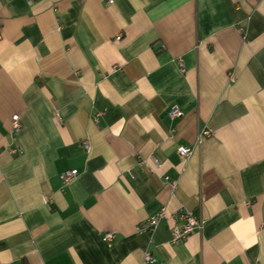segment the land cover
Returning <instances> with one entry per match:
<instances>
[{
    "label": "crops",
    "instance_id": "crops-1",
    "mask_svg": "<svg viewBox=\"0 0 264 264\" xmlns=\"http://www.w3.org/2000/svg\"><path fill=\"white\" fill-rule=\"evenodd\" d=\"M0 264H264V0H0Z\"/></svg>",
    "mask_w": 264,
    "mask_h": 264
},
{
    "label": "built area",
    "instance_id": "built-area-1",
    "mask_svg": "<svg viewBox=\"0 0 264 264\" xmlns=\"http://www.w3.org/2000/svg\"><path fill=\"white\" fill-rule=\"evenodd\" d=\"M29 4H32L34 0H27ZM184 116V111L179 107H173L168 113V117L172 122L180 120ZM13 129L15 133L21 130V123L18 116H14L11 119ZM207 134V133H206ZM87 146V145H86ZM88 147V146H87ZM178 156L181 159H187L193 155V149L190 147L181 146L178 148ZM78 176L76 170L67 171L63 174L62 180L65 183L73 181ZM167 217L165 209H162L158 213L149 217L139 228V232L152 233L159 225L160 221ZM203 229V225L200 220L195 218L193 214L186 210L181 209L173 216V243L180 244L183 243L186 238L192 234L200 233ZM114 235L110 234L106 236V240L111 241ZM145 260L149 263H155L153 258L147 254Z\"/></svg>",
    "mask_w": 264,
    "mask_h": 264
}]
</instances>
